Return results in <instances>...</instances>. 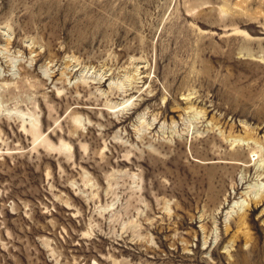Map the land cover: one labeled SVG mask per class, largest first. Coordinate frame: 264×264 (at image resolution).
<instances>
[{
	"label": "rangeland",
	"instance_id": "obj_1",
	"mask_svg": "<svg viewBox=\"0 0 264 264\" xmlns=\"http://www.w3.org/2000/svg\"><path fill=\"white\" fill-rule=\"evenodd\" d=\"M261 196L264 0H0V264H264Z\"/></svg>",
	"mask_w": 264,
	"mask_h": 264
},
{
	"label": "bare ground",
	"instance_id": "obj_2",
	"mask_svg": "<svg viewBox=\"0 0 264 264\" xmlns=\"http://www.w3.org/2000/svg\"><path fill=\"white\" fill-rule=\"evenodd\" d=\"M127 101H128V100H127ZM115 107H116V106H115ZM117 107H118V106H117ZM112 108H113V107H112ZM32 122H33V124H35L34 126H36V124H37L36 120L33 119ZM152 125H153V123H152ZM235 141H236V140H235ZM236 154H238V153H236ZM238 155H239V154H238ZM261 197H262V196H261ZM261 197H260V198H261ZM260 198H259V200L256 199V203L261 204L262 202H264V198L262 197L261 200H260ZM235 205H237V202H235ZM235 205L233 204V206H235ZM232 208H234V207H232Z\"/></svg>",
	"mask_w": 264,
	"mask_h": 264
}]
</instances>
